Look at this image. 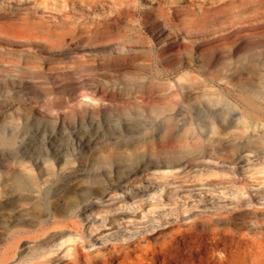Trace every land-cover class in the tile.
Wrapping results in <instances>:
<instances>
[{"label":"rangeland","instance_id":"1","mask_svg":"<svg viewBox=\"0 0 264 264\" xmlns=\"http://www.w3.org/2000/svg\"><path fill=\"white\" fill-rule=\"evenodd\" d=\"M102 93L130 105L118 108ZM80 94L93 95L97 111L67 118ZM166 128L183 137L175 148L186 168L178 176H131L139 194L129 201L146 190H177L190 206L202 191L197 209L207 214H192L181 227L195 219L199 229L211 215L238 237L264 240V0H0V137L11 140L0 145V166L77 155L110 140L136 153L134 167L170 157L172 149L150 153ZM128 182L102 173L67 178V187L39 190L23 209L17 197L27 190L12 192L11 211L0 190V222L55 213L83 191L68 185L127 190ZM237 198L235 209H216ZM168 224L140 243L169 236L176 223ZM2 239L0 228L1 246Z\"/></svg>","mask_w":264,"mask_h":264},{"label":"bare ground","instance_id":"2","mask_svg":"<svg viewBox=\"0 0 264 264\" xmlns=\"http://www.w3.org/2000/svg\"><path fill=\"white\" fill-rule=\"evenodd\" d=\"M101 95H108L109 102L118 108L130 105L126 100L116 99L114 93ZM95 99L93 95H77L74 110L66 114L67 118L89 107L95 113ZM170 130L163 132L161 142L150 145L152 155L172 149L170 157L134 167H131V160L136 159V153L129 147L122 151L114 149L110 140H106L101 148L96 145L79 151L77 155L57 152L56 158L47 156L35 162H24L21 158L0 166V190H3V202L9 211L12 210V192L15 191L27 190L26 193L19 192L17 197L19 208L23 209L37 200L39 190L67 187V178H95L102 173L129 180L127 190H104L106 187L102 185L96 188L87 184L68 185L73 190L83 191H76L68 200L59 203L55 213L2 219L0 228L5 244L0 245V264H58L56 260L59 258L67 259L68 264H246L248 259L251 264H264V240L255 233L249 239L243 236L244 233L238 237L235 230L211 215L198 220L201 223L199 229L195 219L181 227L180 221L191 219L192 214H207L209 209H197V202L204 199L202 191L195 192L197 199L190 201V206L186 191L177 190H146L138 203L129 201L139 194L131 190V176H178L184 171L186 165L183 167L179 159L182 148H175L183 137H174ZM10 141V137H0V145ZM190 149L186 147L184 150ZM55 177L58 179L54 180ZM91 188L94 190H88ZM81 199L86 200L85 204H79ZM239 200L233 201L235 205L222 202L216 209H235ZM245 200L252 203L249 197ZM22 223L33 227H24ZM165 223H176L170 227L169 236L140 243ZM62 245L64 249L59 250Z\"/></svg>","mask_w":264,"mask_h":264}]
</instances>
